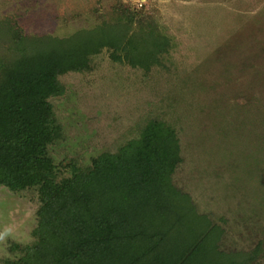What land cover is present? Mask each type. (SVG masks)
I'll use <instances>...</instances> for the list:
<instances>
[{
  "label": "rangeland",
  "instance_id": "obj_1",
  "mask_svg": "<svg viewBox=\"0 0 264 264\" xmlns=\"http://www.w3.org/2000/svg\"><path fill=\"white\" fill-rule=\"evenodd\" d=\"M121 7L172 46L149 71L105 47L90 69L60 76L65 93L50 98L62 126L50 147L60 175L163 119L180 139L175 184L219 228L207 244L238 259L258 251L252 264H264V0H0V19L29 37H68L118 22ZM39 205L37 189L0 185V263L18 256L12 243L34 242Z\"/></svg>",
  "mask_w": 264,
  "mask_h": 264
},
{
  "label": "trees",
  "instance_id": "obj_2",
  "mask_svg": "<svg viewBox=\"0 0 264 264\" xmlns=\"http://www.w3.org/2000/svg\"><path fill=\"white\" fill-rule=\"evenodd\" d=\"M119 13L118 22L68 37H29L17 21L0 19V185L35 188L40 200L34 242L12 243L18 256L0 264H252L258 249L238 259L221 256L216 240L207 244L219 228L175 184L180 139L163 119L60 175L50 152L62 133L50 102L65 93L60 76L90 69L105 47L113 60L149 71L172 46L141 12Z\"/></svg>",
  "mask_w": 264,
  "mask_h": 264
}]
</instances>
